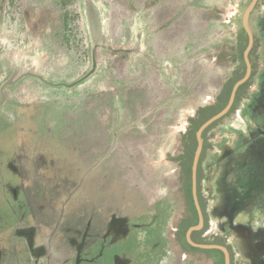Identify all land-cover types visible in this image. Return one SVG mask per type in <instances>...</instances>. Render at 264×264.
<instances>
[{
    "label": "rangeland",
    "instance_id": "374dc122",
    "mask_svg": "<svg viewBox=\"0 0 264 264\" xmlns=\"http://www.w3.org/2000/svg\"><path fill=\"white\" fill-rule=\"evenodd\" d=\"M168 1L0 0V174L8 157L27 172L26 183L0 175V264H94L84 259L86 212L109 215L107 229L118 205L127 214L159 208L169 212L172 233L192 217L179 164L183 136L225 82L246 73L252 0L203 6L188 30L179 2L170 19L159 18ZM217 12L236 13L223 41L207 21ZM263 17L260 4L250 17L255 76L208 132L202 164L211 212L204 234L234 229L236 264H264V250L247 255L242 235L264 226ZM195 29L203 83L194 91L195 81L176 82L172 70L190 53L182 45ZM221 44L228 54L218 53ZM196 254L200 264L224 263L222 253Z\"/></svg>",
    "mask_w": 264,
    "mask_h": 264
},
{
    "label": "flooded vegetation",
    "instance_id": "af4514ba",
    "mask_svg": "<svg viewBox=\"0 0 264 264\" xmlns=\"http://www.w3.org/2000/svg\"><path fill=\"white\" fill-rule=\"evenodd\" d=\"M260 4H264V0H258L252 12H254ZM251 61L253 65V59ZM253 76H255V66H253L252 75L250 79L247 81V82H250L249 85L251 84V80ZM220 94L217 97V102H215V104L213 105L218 104V102L220 101ZM234 105H236V100H235ZM208 106H212V105L202 106L198 110L197 112L198 118H200V110ZM233 107L223 118L227 117L231 112L235 110V108L233 109ZM191 119H194V118H191ZM218 121H216L215 123L217 124ZM214 124H212L211 126H213ZM192 127L190 128V130L192 129ZM210 127H208L204 131V134H203V151H202L199 166H198V196H199L200 204L204 212V216H205V225L202 229L193 231L191 236H192L193 241L198 242V243H214V244H221V245L226 246L230 252L231 264H236L237 258L235 256V251H234L236 245L233 244L232 239H230L232 236L234 237L236 236V231L234 229H232L229 225H226L224 228L225 232L227 233L226 235L216 233V235L214 236H210V235L206 236V234H204L209 230L208 228L211 224L210 222L211 212L208 208L209 199L208 197L205 196V193H204V183L203 182H204L205 177H203L202 175V171H203L202 164L205 159V153L208 149V145L205 139H206L208 132L213 129V127L211 128ZM190 130H187L183 136L184 138L183 140L185 141V143H184L183 151L179 155V164H180V169L184 173L185 179H186L185 180L186 201H187V205L190 206L189 208L192 212V217L183 216L179 225H175L174 227L171 225V229H173V233H172L171 231H169L170 222H168V217H167L169 212L164 211V210H158L159 208H157L156 210L157 213L153 212L156 208H153V210H151V207H147V208H144L143 210H140V212L127 214L125 212L126 209L123 206L118 205L117 207H115L114 209L115 211L111 212V215L113 216L111 220V227L108 226L107 229H105L104 226L102 225V221L103 220L107 221V219L109 218V215L103 216V219H102L103 212H100V210L99 212L95 210V212L93 213L86 212L85 221L87 222V224H86V229H85L86 232L84 234L86 239L84 240V243H83V247L85 246V248H87L86 250H84L85 252L84 259L86 260V263H94V264H200L202 262L201 258L203 256L196 254V253L202 251V252L210 253V254L214 252L222 253L224 255L223 264H225L226 253L223 250L215 249V248L196 247L192 245L187 239L188 230L192 226L197 225L199 223V213H198L195 200H194V195H193L194 204H195V207L198 213V222L197 224L190 225V223L195 220V214H194V211H193V208H192V205L190 203L189 196L187 193V174L185 171V161H186L185 156L187 155L186 136L188 135ZM197 131H196V134H197ZM206 131L207 133L205 134ZM196 138H197V135H196ZM197 147H198V140H197ZM196 151H197V148L194 152L193 161H194ZM3 162H4L3 167L5 168V170L2 171L0 175H4L6 179V176L8 175L10 176V173H12L13 175L19 174L20 177H23L22 183L23 181L24 183H26L27 172H25V174L24 173L21 174L20 171H15L16 169L14 167V163L12 159L9 160V157L4 159ZM11 179L12 178L10 177V180ZM17 186H19V192L23 193L24 192L23 190H25L23 188L26 187V184L24 185V187L21 186L20 184ZM192 194H193V163H192ZM258 225L250 227V228L242 227L243 229L246 230V231L243 230L242 235L244 239L246 240L247 249H248L247 255L249 256L254 254L255 251L258 249L259 251L264 250V226H260V225L258 226ZM22 227L25 228L24 222H23ZM229 232H231L230 236L228 235ZM1 251H3L4 253V249L0 250V252ZM161 251H164V253ZM23 252H25V247H20L19 253L22 254ZM25 254L27 255L26 252ZM142 257L149 259L150 263H148V261H141V262L138 261V259ZM25 260L26 259L24 257L23 261Z\"/></svg>",
    "mask_w": 264,
    "mask_h": 264
},
{
    "label": "crops",
    "instance_id": "0c3cea01",
    "mask_svg": "<svg viewBox=\"0 0 264 264\" xmlns=\"http://www.w3.org/2000/svg\"><path fill=\"white\" fill-rule=\"evenodd\" d=\"M204 0H174L173 2H171V0L168 1V3H166V5L163 7V10L160 12V16L161 17H166L167 20L171 18L172 16V12H174V7H175V2H179V6L182 10L183 17L184 18V29H189V27L191 26V23L194 18H198L195 17L198 14H201L203 12L202 8L203 6L208 7V9H221V8H225L227 6V4L229 3H236L237 5H239V3H237V0H209L210 3H208V5H203L202 2ZM193 2H196L195 6L192 5ZM198 3V4H197ZM250 6V5H249ZM248 6V7H249ZM216 12V10H213ZM182 17V18H183ZM251 17V16H250ZM262 23H264V17L261 18ZM207 21L209 23H215L217 24V27L219 28V31L215 33L214 39L215 40H219V41H223L225 38V33L226 29H228L230 27L229 23H227L224 18L220 15V13H213V14H209V16H207ZM224 25H229L228 27H224ZM251 25V23H250ZM182 29V27H181ZM180 29V30H181ZM179 30V33H180ZM186 30V31H187ZM195 33H193V35H188L186 34V38L188 39L186 41L185 44L182 45V47L186 46L189 47L191 46L192 49H190V53L187 54L186 57L182 58L183 61H186L184 64L182 63V60L179 61L178 64H176L175 67L172 71H175L177 73L176 77V82L179 80L180 82L183 80H188L186 83L189 82V80L195 81L193 83V89L194 91L197 89V86L199 85L200 87H202V61H203V56H202V37L199 36L197 34V29H195ZM170 34V33H169ZM228 34V33H227ZM198 35V36H197ZM229 35V34H228ZM227 37V36H226ZM193 43V44H192ZM221 50L218 52L219 54H228L229 53V49L228 48H223L224 44H221ZM225 49V50H224ZM152 69H158V68H152ZM159 70V69H158ZM162 70V69H161ZM164 75V74H162ZM158 77H161V74H159ZM213 79V78H212ZM165 82V79H162ZM199 80V83H197L196 81ZM179 82V83H180ZM181 82V83H182ZM201 93V90L200 92ZM197 94V93H196ZM194 94V98H197V95ZM151 99L150 96H147V100L149 101ZM138 261H148V263H150V260L147 258H139Z\"/></svg>",
    "mask_w": 264,
    "mask_h": 264
},
{
    "label": "water",
    "instance_id": "95a60500",
    "mask_svg": "<svg viewBox=\"0 0 264 264\" xmlns=\"http://www.w3.org/2000/svg\"><path fill=\"white\" fill-rule=\"evenodd\" d=\"M257 2H258V0H253L252 3L250 4V6L248 7V9L246 10L245 15H244V28H245L248 36H249V44H248V46L244 52V58H245V62L247 65L246 73L240 80H238L234 84L230 98H229V101H228L227 105L224 107V109H222L220 112H218L217 114L213 115L208 120H206L200 126V128L198 129L197 134H196L197 140H198V147H197V151L195 153V157H194V161H193V195H194L195 204H196V207H197V210L199 213V223L197 225L192 226L188 230L187 239L192 245H194L196 247L215 248V249L223 250L226 253L225 264H231L230 252L226 246L221 245V244H214V243H198V242L193 241L192 236H191L193 231L200 230L205 225V216H204V212L202 210L200 200H199V196H198V166H199L201 154L203 151V134H204V131L208 127H210L212 124H214L216 121L223 118L232 109V107L235 103L236 97H237L238 90L240 89V87L243 84H245L250 79V77L252 75L253 65H252V61H251V52H252L253 47L255 45V35H254L252 28H251V25H250V16H251V13L254 10Z\"/></svg>",
    "mask_w": 264,
    "mask_h": 264
},
{
    "label": "trees",
    "instance_id": "16d2710c",
    "mask_svg": "<svg viewBox=\"0 0 264 264\" xmlns=\"http://www.w3.org/2000/svg\"><path fill=\"white\" fill-rule=\"evenodd\" d=\"M252 55H253V51L251 52V57H252ZM243 76L244 75H242L241 77L237 76L236 78H231L226 82V84L224 85L223 91L220 94V101L218 102V104L202 108L200 110V118L198 120H194L195 121L194 125H193L192 129L189 131L188 135L186 136L187 155L185 156L186 157L185 171L187 174V193H188L189 200H190V203L192 205V208H193V211L195 214V220L192 221L190 223V225L197 224V222H198V213H197V210H196V207L194 204L193 194H192V163H193L194 152L197 148L196 131L207 119H209L210 117H212L213 115H215L216 113H218L220 110H222L225 107V105L229 101V98H230L234 84L239 79H241ZM249 83L250 82H247L246 84H244L240 87L238 94H237L236 102L239 100V98L241 96V92L245 89V87H247L249 85ZM234 108H235V105H234L233 109ZM213 126H211V127H213ZM207 131L205 132V134L207 133ZM190 225H188V226H190Z\"/></svg>",
    "mask_w": 264,
    "mask_h": 264
},
{
    "label": "built area",
    "instance_id": "2783aa9c",
    "mask_svg": "<svg viewBox=\"0 0 264 264\" xmlns=\"http://www.w3.org/2000/svg\"><path fill=\"white\" fill-rule=\"evenodd\" d=\"M235 14L236 13H231V14H227L226 16H225V21L227 22V23H230V22H232L233 21V19H234V17H235Z\"/></svg>",
    "mask_w": 264,
    "mask_h": 264
}]
</instances>
